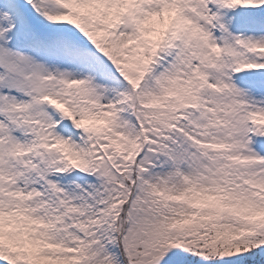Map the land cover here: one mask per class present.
I'll return each mask as SVG.
<instances>
[{
	"label": "snow or ice",
	"instance_id": "obj_1",
	"mask_svg": "<svg viewBox=\"0 0 264 264\" xmlns=\"http://www.w3.org/2000/svg\"><path fill=\"white\" fill-rule=\"evenodd\" d=\"M0 264H264V0H0Z\"/></svg>",
	"mask_w": 264,
	"mask_h": 264
}]
</instances>
